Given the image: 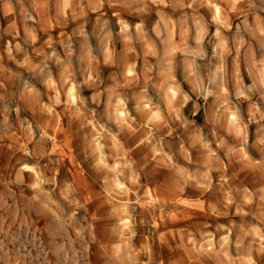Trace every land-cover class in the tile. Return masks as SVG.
<instances>
[{"label": "clouds", "instance_id": "clouds-1", "mask_svg": "<svg viewBox=\"0 0 264 264\" xmlns=\"http://www.w3.org/2000/svg\"><path fill=\"white\" fill-rule=\"evenodd\" d=\"M0 157V264H264V0H0Z\"/></svg>", "mask_w": 264, "mask_h": 264}, {"label": "rangeland", "instance_id": "rangeland-1", "mask_svg": "<svg viewBox=\"0 0 264 264\" xmlns=\"http://www.w3.org/2000/svg\"><path fill=\"white\" fill-rule=\"evenodd\" d=\"M63 122L65 126H67V123H68L67 118H65ZM65 160L67 161V164L62 165V175L67 174V173H72L74 175L79 176L80 175L79 170L77 169L75 161L72 159V157L66 154ZM0 163H3L2 157H0ZM83 184H84L85 190L89 191L90 185L88 184L86 177L83 178Z\"/></svg>", "mask_w": 264, "mask_h": 264}]
</instances>
